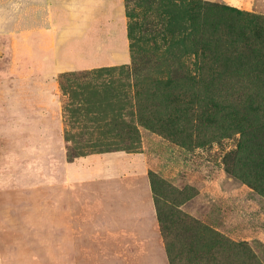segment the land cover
Returning a JSON list of instances; mask_svg holds the SVG:
<instances>
[{
  "label": "rangeland",
  "instance_id": "374dc122",
  "mask_svg": "<svg viewBox=\"0 0 264 264\" xmlns=\"http://www.w3.org/2000/svg\"><path fill=\"white\" fill-rule=\"evenodd\" d=\"M250 1L248 4L237 0L224 2L246 11L264 13V0ZM52 4L60 59L84 61L92 65L85 68L71 66L65 72L96 68L102 64L122 65L132 62L128 34L130 17L126 12V0H53ZM157 41L161 44V68L165 72L158 74L160 78H164L173 66H191L194 55L187 52L189 43L186 40L177 38L173 46L172 39L164 42L157 38ZM11 43L10 36L0 34L1 79L5 78V71L9 68ZM238 47V43H235L234 48ZM64 52L69 56L64 55ZM240 63L233 56L232 66L239 67ZM216 68L214 59L204 64V70L208 73H205L199 87L183 79L167 82L169 94L165 97L166 117L177 115V99L191 107L189 117L173 127L154 129L140 126L139 140L134 147L120 150L144 151L149 155V174L154 173L156 176L155 190L152 188L155 203L159 198V204L165 210H168V206H178L186 215L216 228L233 242H246L260 263L264 264V189L258 190L227 170L225 156L238 149L243 134L240 130V114L235 109L236 101L221 93L215 84L216 80L212 78L211 72ZM246 75L247 72L241 77L246 79ZM156 86L153 82H147L142 87L153 92ZM158 96L159 93L150 96L152 109L157 104L153 98ZM69 100L68 94L64 104L68 125L66 131L69 129V133L74 135L78 128L70 122L67 110ZM84 138L80 140L85 141ZM91 150L88 149L89 153L84 155L108 152ZM3 171L0 149V174L3 175ZM4 183V177L0 178V206H7ZM48 192L45 188V206L52 205V193ZM17 206H22V203L19 201ZM24 206L31 205L26 203ZM157 206L158 203L155 242H135L130 238L119 240L122 237L111 233H95L87 238L78 237L76 250L71 257L63 244L53 242L52 236L46 233L44 241L29 243L28 251H24L27 244L12 246V233L5 226H0V264H172L161 231ZM166 222L177 224L175 218ZM169 239L178 240L175 228ZM179 251L176 248L173 252L176 258L180 256ZM248 254L241 249L230 256L221 252L210 254L209 257L221 259L223 264L228 257L226 264H256L246 258ZM204 264L217 262L205 261Z\"/></svg>",
  "mask_w": 264,
  "mask_h": 264
},
{
  "label": "trees",
  "instance_id": "16d2710c",
  "mask_svg": "<svg viewBox=\"0 0 264 264\" xmlns=\"http://www.w3.org/2000/svg\"><path fill=\"white\" fill-rule=\"evenodd\" d=\"M126 1L132 62L62 72L59 76L62 89L70 97L67 109L70 122L78 128L74 135L69 129L66 131L68 157L73 160L89 153L88 149L92 152L132 149L139 140L140 126L159 129L182 124L191 107L177 99V115L166 117L165 97L169 94L166 83L183 79L199 87L208 73L204 64L214 59L217 68L211 72L212 78L221 93L236 101L243 134L238 149L225 156L227 170L263 190L264 13L246 11L219 0ZM132 2L136 7H131ZM157 38L164 42L172 39L171 46L177 38L186 40L187 52L194 55L191 66H173L160 78L158 74L165 72L161 68V44ZM235 43L238 49L234 48ZM233 56L241 62L239 67L232 66ZM246 72L243 79L241 75ZM147 82L157 85L153 92L142 87ZM158 93L152 109L150 96ZM149 175L155 190L156 176ZM156 203L172 264L205 261L223 264L221 259L209 257L210 254L222 252L230 256L241 249L249 252L248 260L262 264L246 242H233L216 228L186 215L178 206L165 210L159 198ZM173 218L177 224H167ZM173 228L176 241L169 239ZM176 248L180 249L178 258L173 255ZM228 260L229 257L224 263Z\"/></svg>",
  "mask_w": 264,
  "mask_h": 264
},
{
  "label": "crops",
  "instance_id": "0c3cea01",
  "mask_svg": "<svg viewBox=\"0 0 264 264\" xmlns=\"http://www.w3.org/2000/svg\"><path fill=\"white\" fill-rule=\"evenodd\" d=\"M52 3L0 0V34L12 40L5 78L0 73V178L7 205L0 206V226L12 233V246L27 244L28 251L29 243L44 241L46 233L69 257L78 237L95 233L155 242L158 220L147 152L68 157V94L59 76L71 66L92 65L60 59ZM45 188L52 193L51 206L43 204Z\"/></svg>",
  "mask_w": 264,
  "mask_h": 264
}]
</instances>
